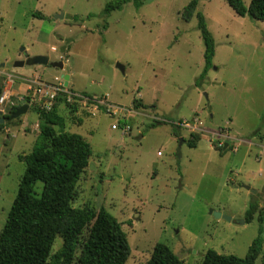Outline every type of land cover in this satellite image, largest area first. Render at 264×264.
<instances>
[{
	"label": "rangeland",
	"instance_id": "rangeland-1",
	"mask_svg": "<svg viewBox=\"0 0 264 264\" xmlns=\"http://www.w3.org/2000/svg\"><path fill=\"white\" fill-rule=\"evenodd\" d=\"M108 1L0 0V85L10 93L1 114L29 101L36 81L82 98L57 95L64 130L91 147L71 204L103 207L121 222L130 247L124 264H146L157 242L186 264H199L208 249L243 257L264 213V20L237 14L225 0H198L214 43L199 80L203 40L195 17L178 15L189 0H128L105 14ZM36 54L63 67L14 66ZM37 122L30 107L0 129V229ZM190 132L199 136L194 147ZM250 203L252 219L239 222ZM262 236L256 264L264 220ZM61 242L56 236L51 252Z\"/></svg>",
	"mask_w": 264,
	"mask_h": 264
},
{
	"label": "trees",
	"instance_id": "trees-1",
	"mask_svg": "<svg viewBox=\"0 0 264 264\" xmlns=\"http://www.w3.org/2000/svg\"><path fill=\"white\" fill-rule=\"evenodd\" d=\"M126 1H108L103 12L120 9ZM225 1L239 15L264 20V0H250L247 6L242 0ZM133 2L135 6L141 3L138 0ZM197 4L198 0H189L178 10V15L184 21L192 17L196 19L204 44L200 80L211 65L214 43L203 13L196 9ZM1 92L0 85V95ZM60 100L56 97L48 110L31 107L38 116V133L32 149L22 156L24 171L0 229V264H124L130 247L121 222L103 207L95 209L71 204L77 196L76 183L88 164L91 147L80 134L64 130V119L57 109ZM18 105H12L2 115H9ZM6 123H1L0 129ZM189 134L188 145L194 147L199 139L198 133ZM214 148L221 150L224 147L214 144ZM36 183H40L38 193L34 189ZM255 209L256 205L250 203L244 213L245 222L252 219ZM258 212V233L243 257L208 249L199 264H256L255 259L262 250L264 220L261 209ZM56 236H60L62 242L51 252ZM146 264L186 263L168 245L157 242ZM261 264H264V255Z\"/></svg>",
	"mask_w": 264,
	"mask_h": 264
},
{
	"label": "water",
	"instance_id": "water-1",
	"mask_svg": "<svg viewBox=\"0 0 264 264\" xmlns=\"http://www.w3.org/2000/svg\"><path fill=\"white\" fill-rule=\"evenodd\" d=\"M61 13L60 14H56L55 17H61ZM23 63H31V64H50L52 67H56L57 69H61L63 67V63L62 61H49V58L47 55H43V54H36V55H32V56H29L25 58V60H19V61H15L14 62V66H21L23 65ZM116 66L121 70L123 71V66L119 63H116ZM62 78L64 80V85H67V80H68V75L67 74H64L62 75ZM32 107L31 104H28V103H21L20 105H18L16 107V109L10 113L9 115L7 116H4L1 114V111H0V124L1 123H4V122H8L22 114H24L28 108ZM244 188L245 189H249V186L247 185H244ZM252 192H255V190L253 189H250ZM214 213V216L217 217V218H224L225 220L227 221H230L231 220V217L230 216H226V215H221L220 212H213ZM236 221V220H234ZM239 222L243 223L244 220L241 219L239 220Z\"/></svg>",
	"mask_w": 264,
	"mask_h": 264
},
{
	"label": "built area",
	"instance_id": "built-area-1",
	"mask_svg": "<svg viewBox=\"0 0 264 264\" xmlns=\"http://www.w3.org/2000/svg\"><path fill=\"white\" fill-rule=\"evenodd\" d=\"M36 86L32 89L33 94L31 96H29V101L26 100L25 103L31 104L33 105V101L37 98H45V102L42 103L41 105H39L41 108L44 109H50L55 98L57 97L58 94L64 93L66 95L67 99H71V97L74 96H78L77 93L69 91L67 88H65L64 86L61 87H52L48 84H41L42 82H38L36 81ZM27 97V95L25 96V98ZM10 98V93L8 90H6L5 92H3L0 95V104L3 103L4 101L8 100ZM82 99L81 97H74V100H80ZM23 99V98H20ZM88 99H84V101H87ZM100 103H103V101L98 100ZM120 108H118L116 111V113L112 112V114H117L120 110ZM182 126L188 125L185 121L181 122ZM114 128H116V125L112 126ZM219 132V131H218ZM220 133V132H219ZM228 138L229 135H226ZM234 148V147H233Z\"/></svg>",
	"mask_w": 264,
	"mask_h": 264
}]
</instances>
